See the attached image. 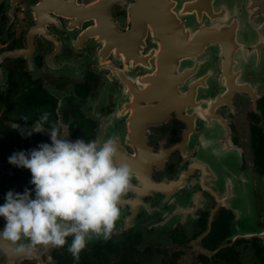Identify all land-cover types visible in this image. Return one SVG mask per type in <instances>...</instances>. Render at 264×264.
Listing matches in <instances>:
<instances>
[{
  "label": "flooded vegetation",
  "instance_id": "obj_1",
  "mask_svg": "<svg viewBox=\"0 0 264 264\" xmlns=\"http://www.w3.org/2000/svg\"><path fill=\"white\" fill-rule=\"evenodd\" d=\"M0 264H264V0H0Z\"/></svg>",
  "mask_w": 264,
  "mask_h": 264
},
{
  "label": "rangeland",
  "instance_id": "obj_2",
  "mask_svg": "<svg viewBox=\"0 0 264 264\" xmlns=\"http://www.w3.org/2000/svg\"><path fill=\"white\" fill-rule=\"evenodd\" d=\"M251 200V199H250ZM248 209V208H247ZM253 209V208H252ZM246 226L248 227V228H254L253 227V225H252V219H249V218H247V220H246Z\"/></svg>",
  "mask_w": 264,
  "mask_h": 264
}]
</instances>
